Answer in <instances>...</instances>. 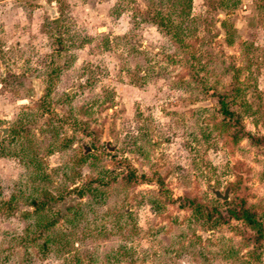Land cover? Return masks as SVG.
Returning <instances> with one entry per match:
<instances>
[{"label": "rangeland", "instance_id": "obj_1", "mask_svg": "<svg viewBox=\"0 0 264 264\" xmlns=\"http://www.w3.org/2000/svg\"><path fill=\"white\" fill-rule=\"evenodd\" d=\"M177 1L0 0V264H264V0Z\"/></svg>", "mask_w": 264, "mask_h": 264}, {"label": "trees", "instance_id": "obj_2", "mask_svg": "<svg viewBox=\"0 0 264 264\" xmlns=\"http://www.w3.org/2000/svg\"><path fill=\"white\" fill-rule=\"evenodd\" d=\"M192 0H187V1H183V0H178L175 4L180 5L182 8L179 10L180 12L184 13L186 11V9L188 8V6H190V2ZM237 2V0H222V3L225 4V6L228 5H233ZM157 13V11H156ZM164 24V22H163ZM165 25V24H164ZM220 102V112L224 115V116H228L230 114L233 113L232 108L229 107V103L227 102V100H225V98H219L218 99ZM37 197H32L30 198V203L32 205H35V211L37 212L39 209V205H38V201H37ZM234 213V217L235 218H241L243 220H245L246 222L250 223L259 234H263L264 233V228L261 224L260 221L256 220L255 215L252 211L248 210V209H241L238 212H233ZM37 228H40V225H36ZM35 233H38L36 231H34ZM27 233V232H26ZM26 237H21L22 238V242L25 241H36L38 239V237L41 236V233L37 236V234H32V236L29 237V235H26ZM39 243V242H38ZM42 246L46 245V240H44V242H41Z\"/></svg>", "mask_w": 264, "mask_h": 264}, {"label": "water", "instance_id": "obj_3", "mask_svg": "<svg viewBox=\"0 0 264 264\" xmlns=\"http://www.w3.org/2000/svg\"><path fill=\"white\" fill-rule=\"evenodd\" d=\"M54 13V12H53ZM53 14L51 13V16H52ZM0 130L2 131V134H5L6 133V131H7V129L4 127H1L0 128ZM211 188V190L214 192V194L217 196V197H220V198H222V199H225V198H227L228 197V192H229V190H230V185H227L226 187H225V189H224V191L223 192H221L218 188H214V187H210Z\"/></svg>", "mask_w": 264, "mask_h": 264}]
</instances>
